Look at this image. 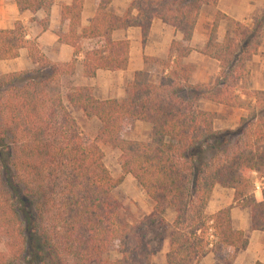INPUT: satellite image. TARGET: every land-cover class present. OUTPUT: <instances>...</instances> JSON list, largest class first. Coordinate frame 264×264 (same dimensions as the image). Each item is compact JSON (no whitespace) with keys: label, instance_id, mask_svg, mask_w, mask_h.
Segmentation results:
<instances>
[{"label":"trees","instance_id":"1","mask_svg":"<svg viewBox=\"0 0 264 264\" xmlns=\"http://www.w3.org/2000/svg\"><path fill=\"white\" fill-rule=\"evenodd\" d=\"M96 12L79 30L84 0L62 7L57 30L74 58L54 63L26 39L20 21L0 30V60L16 58L27 48L36 66L0 74V264H151L155 251L148 240L156 223L170 229L166 264H199L212 251L218 263L232 264L231 251L246 248L242 230L231 226V206L214 214L206 206L216 185L234 189L236 204L251 211L254 230L264 231L262 200L252 193L253 173L264 182V90L240 88L249 77L246 62L264 46V11L252 26L220 11L202 53L220 62L211 84L190 82V53L200 9L218 0H131L122 15L110 10L113 0H95ZM20 11L46 12L54 0H15ZM180 30L167 59L144 55L168 69L154 85L146 70L135 73L123 99L94 97L86 86L66 79L83 52V73L124 70L129 40L112 32L138 27L145 44L154 19ZM227 20L223 41L213 40L219 21ZM94 46L82 51L83 43ZM205 99L248 111L234 129H215L217 112L199 107ZM72 110L97 118L93 138L82 134ZM140 120L151 124L149 142L127 139L126 127ZM102 145L120 151L121 176L114 178L104 162ZM130 174L154 201L151 213L128 216L113 191ZM175 212L168 224L164 213ZM115 251L117 257L109 258ZM255 264H263L256 262Z\"/></svg>","mask_w":264,"mask_h":264},{"label":"crops","instance_id":"2","mask_svg":"<svg viewBox=\"0 0 264 264\" xmlns=\"http://www.w3.org/2000/svg\"><path fill=\"white\" fill-rule=\"evenodd\" d=\"M72 0H54L50 10L44 9L37 11H20L15 0H0V30H8L14 27L16 21H20L26 29V39L35 41L46 58L54 63L65 64L70 62L74 56V48L68 44L61 43L56 34L57 30L68 31V24L62 23L61 11L65 5H70ZM131 0H113L110 4V10L116 14L122 15L130 4ZM95 0H84L83 10L80 18L79 30L90 25L95 12ZM220 11L224 15L252 26L256 16L264 11V0H218L216 6L204 5L200 13L190 39V53L183 59V63L191 68L190 82L211 84L218 76L221 66L220 62L207 54L202 53L211 35L214 15ZM264 27V26H263ZM227 30V20L219 21L216 32L211 36L213 40L223 41ZM183 34L180 30L164 23L161 19H154L145 41L142 44L141 31L138 27H128L114 30L112 38L114 40H129V61L124 70H98L94 77H85L83 73V52L77 55L74 74L66 78L69 83L75 86H86L92 91L94 97L100 100L104 99H123L126 95V87L134 79V75L139 70H146L149 74V80L157 85L164 79L168 69L161 64L144 62V55L152 58L167 59L172 40H182ZM94 46V42L86 41L83 43L82 51ZM34 64L29 56L27 48H22L16 58L0 60V74H7L21 70L34 68ZM249 69L250 90H264V46H258L256 54L246 62ZM199 107L204 110L217 112L214 120L215 129H234L239 125V119L246 116L248 111L241 107L225 106L223 104L213 103L201 99ZM228 110V116L221 123L223 112ZM78 124L77 117L83 121L100 124L97 118H86L82 111L72 110ZM79 118V119H80ZM124 136V135H123ZM125 137V136H124ZM131 140L149 142L151 140V124L137 120L132 126ZM106 146V145H105ZM106 148L120 156L118 149ZM105 151V148H103ZM107 166V165H106ZM122 174V172H121ZM133 184L139 190L138 197H131L136 203L139 211V218L151 213L154 201L150 199L142 188L138 185L132 175L127 174L121 184ZM264 182L259 173H253V185L251 188L258 201L262 200V190ZM234 189L216 185L212 191L210 199L206 206L208 214L225 207L231 206L230 218L231 226L234 230H242L248 239L246 248L239 251L230 249L232 264H255L261 262L264 264V231L254 230L251 222V211L249 207L236 204L234 199ZM175 217V212L168 209L164 213V218L170 224ZM168 233L164 237L162 248L163 260L161 264H166L165 255L169 249L170 229L165 228ZM152 263V261H151ZM217 258L212 251L207 252L200 260L199 264H217ZM153 264V263H152Z\"/></svg>","mask_w":264,"mask_h":264},{"label":"rangeland","instance_id":"3","mask_svg":"<svg viewBox=\"0 0 264 264\" xmlns=\"http://www.w3.org/2000/svg\"><path fill=\"white\" fill-rule=\"evenodd\" d=\"M213 38H214V35H213ZM248 84H249V77L244 83L239 84V87L240 88L245 87L249 89ZM221 114H222V117L220 120L221 121L220 124L223 126V120L226 118V116H228V110H226L225 112ZM77 118L80 122V128H81L82 134H84L87 137L93 138L96 135L101 124L94 123L92 121L85 123L82 118L80 117H77ZM131 133H132V127H126L123 131V135L125 137H129ZM106 146L102 145V149L105 148V151L103 149L104 162L107 165L113 177L118 178L119 176H121V172H122L120 168V156H118L112 150L106 148ZM113 193L122 202L123 210L126 215H128L129 217L130 216H135L136 218L140 217L138 207L136 203L134 202V200L131 198V197H138V194H139V190H137L133 184L125 183L122 185L120 183L118 186H116ZM165 230H166L165 228H160L159 224L156 223L154 226H152L149 232L148 240L150 242V246L155 251L154 255L152 256L153 264H161L163 260L161 251H162L163 244H164V237L168 233ZM0 250H5L3 244L1 243H0ZM108 256L109 258H114V257H117L118 255L115 251H113Z\"/></svg>","mask_w":264,"mask_h":264}]
</instances>
